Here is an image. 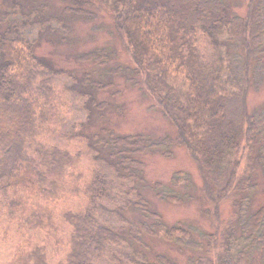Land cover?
<instances>
[{"label": "trees", "instance_id": "16d2710c", "mask_svg": "<svg viewBox=\"0 0 264 264\" xmlns=\"http://www.w3.org/2000/svg\"><path fill=\"white\" fill-rule=\"evenodd\" d=\"M80 1L85 5L99 2L111 11L115 30L135 64L127 71L112 69V73H124L129 84L146 89L177 134H118L106 127L93 134L68 132L72 138L89 141L116 179L103 167L87 176L80 167L86 152L42 142V136L55 133L65 123L67 92H79L98 110L110 103L97 102L91 89L106 91L113 82L54 68L37 54L38 40H27L22 32L32 24L44 27L57 19L46 15L40 5L26 13L20 0H0V234L12 228L45 230L46 240L60 243L61 227L51 204L74 197L85 201L83 208L63 212L64 222L71 227L63 259L51 261L47 241H24L17 244L9 264H96L104 259L120 264L118 247H124L127 264H179L165 254L151 261L137 249L128 251L133 241H142V235L182 249H201L192 228L181 221L166 224L141 190L146 180L141 155L151 151L170 157L175 145L187 148L197 163L203 177L202 196L213 206L206 211L215 231L203 234L208 253L190 263L252 264L253 254L264 252V205L250 215L243 214L249 203L245 193L254 185L248 170L241 174V164L244 142L250 150L259 148L251 159L252 171L255 164L264 169V111L252 113L248 108L252 88L264 81V0H246V15L236 14L229 0H76L77 7L69 9L91 14ZM8 20L11 24L4 28ZM207 40L214 48L209 57L203 48ZM107 57L108 50L100 47L82 53L79 59L102 64ZM65 75L73 85L60 90L56 78ZM181 180L188 185L191 178L178 171L171 183L178 186ZM162 186L156 184L162 200H181L171 188L161 190ZM123 187L129 195L120 203L117 196ZM230 198L243 215L229 222L221 243L220 206ZM111 202L118 208L121 224L103 219ZM131 208L152 222L130 221L121 209ZM239 224L241 237L246 234L242 247ZM109 251L116 255L109 257Z\"/></svg>", "mask_w": 264, "mask_h": 264}, {"label": "rangeland", "instance_id": "374dc122", "mask_svg": "<svg viewBox=\"0 0 264 264\" xmlns=\"http://www.w3.org/2000/svg\"><path fill=\"white\" fill-rule=\"evenodd\" d=\"M20 1L26 13L40 5L41 8L45 7L46 15L57 19L52 23L47 22L44 27L43 25L32 24L30 27L23 29L22 34L25 39L38 40L36 47L38 55L46 57L54 68L73 71L78 77L88 73L92 79L101 82H113V86L106 89V91L100 92L95 88L91 89L97 102L110 103L106 107L101 106L98 110L88 104L87 98L80 95L79 92H67L65 97L68 101L67 108H65L66 121L55 133L42 136V142L60 145L72 152L79 150L86 152L80 167L87 176L91 174L92 169L103 167L114 179L115 174L108 167L107 161L101 156V153L91 147L89 141L79 137L72 138L67 135L68 132L76 129L83 134H93L106 127L113 129L118 134L145 133L152 137L175 136L177 134L176 127L164 117L161 109L155 105L154 98L146 89L139 85L129 84L124 73H112V69L123 68L127 71L133 68L135 64L115 30L111 11L100 6L99 2L93 5H85L80 1L79 4L89 9L91 14H79L77 11L69 9L70 7H77L76 0ZM229 1L236 14L246 15V0ZM17 18L13 17V20ZM10 24L11 21L8 20L4 28ZM203 46L208 57L214 53V48L208 40L203 42ZM100 47L106 48L109 52V57H107L105 63L79 59L82 53ZM71 85H73V80L69 76L56 78V86L60 90ZM80 89L86 90L82 86ZM248 108L252 113L264 111V81L257 87L252 88L248 97ZM243 145L241 174H245L248 170L254 185L245 193V196L249 197V203L246 204L248 208L243 214L250 215L264 205V169L260 164H255L252 171L251 159L252 157L255 158L259 148L250 150L244 142ZM141 156L145 163L146 179L145 183L141 185V190L148 199L151 208L161 213L168 225L181 221L185 226L192 228L193 239L203 247L201 249H182L178 245L160 238L142 235V241H133L134 247L129 245L127 249L130 252L137 249L141 256L145 253L151 261L155 260L158 254H165L175 259L179 264H191L190 259L208 253L207 239L203 234L215 231L213 221L206 211L213 206L202 196L203 177L201 171L187 148L181 145L173 147V154L170 157L151 151ZM178 171H183L190 176L191 180L188 185L184 180H181L178 186L171 183ZM157 183L171 188V192L178 195L181 200L175 202L162 200L157 195L159 191L156 188ZM165 186H162L161 190L167 191ZM122 190L125 191V187L121 189L120 193L118 192L117 197L120 196V203L123 202L125 196L129 195ZM186 195L191 196L187 198ZM84 204L83 199L76 197L51 204L56 213L57 223L61 227L60 243H55L53 238L46 240L48 237L45 230L42 232L35 230L18 232L17 228H12L8 230L7 234L3 231L0 234L1 264H9L17 244L24 241L31 243H45L47 241L45 244L48 245L51 261L57 262L63 259L66 256L67 241L71 231V227L62 218L63 212L69 209L79 210L83 208ZM116 209L118 208L111 202L106 213H104L103 219L111 224H121L122 217L116 213ZM121 211L130 221L135 223H139L141 220L152 222L151 219H146L138 209L131 208L125 211L121 209ZM237 212L233 205V198L221 204L220 213L223 225L220 234L227 229L231 220L238 219L243 215ZM241 235L242 231L239 224L237 236L240 238ZM254 236L257 237L256 234ZM28 237H32V239L29 240ZM243 237L239 239L241 247L246 245ZM219 240L223 243L222 234L219 236ZM118 248L117 255L120 264H127V260L123 258L124 247ZM107 255L113 257L116 254L109 251ZM209 255L213 256V252H210ZM253 256L252 264H261L264 260L263 251L255 252ZM142 260L144 259L139 257L138 262L143 263ZM96 264H113V262L110 259H104L97 261Z\"/></svg>", "mask_w": 264, "mask_h": 264}]
</instances>
